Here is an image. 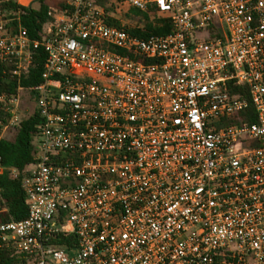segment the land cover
<instances>
[{"label": "built area", "instance_id": "1", "mask_svg": "<svg viewBox=\"0 0 264 264\" xmlns=\"http://www.w3.org/2000/svg\"><path fill=\"white\" fill-rule=\"evenodd\" d=\"M0 0V144L41 120L16 221L0 183V264H264V0H68L39 39ZM19 6L14 9L9 5ZM169 19L165 35L116 24ZM141 30V29H140Z\"/></svg>", "mask_w": 264, "mask_h": 264}, {"label": "trees", "instance_id": "2", "mask_svg": "<svg viewBox=\"0 0 264 264\" xmlns=\"http://www.w3.org/2000/svg\"><path fill=\"white\" fill-rule=\"evenodd\" d=\"M105 3L109 0H100ZM40 5L39 10L33 8L20 7L24 13L21 15V22L27 28L30 36L34 39H39V34L42 31L43 25L48 20V6L46 0H37ZM14 9L19 6L11 3L9 5ZM137 14H142L146 18L149 15L133 10ZM159 26L150 24L146 32L141 30L132 31L136 35L147 37L150 35H165L171 32V23L169 19H157ZM117 24V23H116ZM45 55L42 51H38L35 55L33 67L28 75L21 78L20 83L16 77H13L10 69L5 74V68L0 67V93L16 94L19 85L23 88H32L39 86L42 82L44 73ZM39 115L35 112L31 117L23 119L20 125L9 132L8 136L0 144V155L3 158V163L8 171L16 169L23 173L25 169L33 163L34 160V142L40 125ZM3 189V194L10 207V216L16 221H21L28 216V208L26 198L22 189L21 180H13L7 172L0 179Z\"/></svg>", "mask_w": 264, "mask_h": 264}, {"label": "rangeland", "instance_id": "3", "mask_svg": "<svg viewBox=\"0 0 264 264\" xmlns=\"http://www.w3.org/2000/svg\"><path fill=\"white\" fill-rule=\"evenodd\" d=\"M67 1L68 0H46V5L48 8H60L64 7ZM29 7L39 10L40 5L37 0H33ZM156 18H146L142 14L135 13L133 10L123 9L116 15V23L123 24L132 31L141 29L142 32H146L150 24L159 26ZM21 110L23 119L31 117L36 112V103L34 100L30 99V95L27 92L21 93Z\"/></svg>", "mask_w": 264, "mask_h": 264}, {"label": "crops", "instance_id": "4", "mask_svg": "<svg viewBox=\"0 0 264 264\" xmlns=\"http://www.w3.org/2000/svg\"><path fill=\"white\" fill-rule=\"evenodd\" d=\"M51 8V7H50Z\"/></svg>", "mask_w": 264, "mask_h": 264}]
</instances>
